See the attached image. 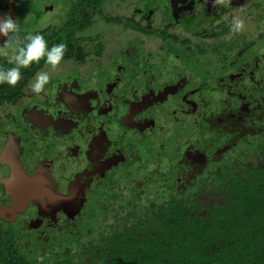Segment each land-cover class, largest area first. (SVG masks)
I'll use <instances>...</instances> for the list:
<instances>
[{
  "label": "trees",
  "instance_id": "obj_1",
  "mask_svg": "<svg viewBox=\"0 0 264 264\" xmlns=\"http://www.w3.org/2000/svg\"><path fill=\"white\" fill-rule=\"evenodd\" d=\"M123 1L79 0L70 6L62 20L63 27L58 29L60 32L54 30L48 34L43 28H35L27 34L38 32L49 42V46L64 44L65 57H75L83 62L88 53L78 40L69 37L77 29L82 30L93 24V17L98 13L101 21H106L101 24L117 37L125 35L124 28L141 31L164 41L166 36L171 35L168 42L173 45L169 43L168 47L172 49L176 44V35L169 33L168 29L149 28L148 24L132 21L133 18L119 11ZM151 2L144 11L150 13L154 6H158H151ZM237 2L241 1L235 0L232 2L234 5L221 7L227 9V13L215 14L211 22H196L192 18L190 23L184 18L179 22L189 27L185 34L190 33L194 37L193 42H198L197 50L205 53L203 56L206 58H210L208 53H211V58L217 60L210 59L208 62L217 65L223 63L220 73L231 70L242 73V77L253 73L251 93L246 96L253 100L249 108L242 111L245 112L244 116L252 114V118L254 116L255 121L261 123L264 122L262 67L259 64L260 68H257L254 63L242 64L255 57L253 42H245V33L233 34L231 39H224L234 17L228 13L233 9L239 10L234 8ZM248 4L254 6L249 1ZM129 11L135 14L133 10ZM220 15L227 19H221ZM209 29L218 36L215 40L219 45L222 44L221 48L219 45L210 48L199 45L211 36ZM234 36H239L238 44L232 42ZM18 39L20 45L14 48L26 42L24 37ZM257 40L264 42V33H260ZM189 42L187 39L182 40L184 50L188 49ZM131 44L132 39L129 41ZM13 54L14 49L8 54H0V69L14 67L9 63ZM45 63L42 58L39 63L21 69L23 79L15 87L0 84V105L3 107L20 101L25 96L32 75ZM247 66L248 69H245ZM252 69L258 70L256 75ZM246 119L247 123L253 124L251 118ZM224 156V161L228 163L225 166H215V163L211 168L206 167L204 173L196 176L194 185L190 187L191 192H178L174 182L167 181L163 197H159L155 190L154 195L157 197L147 198L148 205L140 203L143 194L132 187H129L127 195L122 189L112 186V191H104L105 195L100 193L89 197L86 208L91 209L93 214L86 221L82 234L75 241L73 237H69L71 240L59 237L57 233L55 243L51 239L48 241L50 244L42 241V244H48L46 249L44 247L48 252L42 251V244L38 247L42 255L38 264H264V129L252 136H240L237 145L231 146ZM181 171L178 169V173ZM104 196H107L105 201L102 200ZM111 217L113 219L110 221ZM4 249L7 248H0V264H29L17 253L7 254Z\"/></svg>",
  "mask_w": 264,
  "mask_h": 264
},
{
  "label": "flooded vegetation",
  "instance_id": "obj_2",
  "mask_svg": "<svg viewBox=\"0 0 264 264\" xmlns=\"http://www.w3.org/2000/svg\"><path fill=\"white\" fill-rule=\"evenodd\" d=\"M42 1V10L39 12H33L34 16L43 17L44 11H49L52 16L46 21L44 26H41L40 28H43L48 34H52L54 30L56 33L60 32L58 29L59 27H63L61 25L62 20L66 17V14L72 4H68V7H63L65 9H62L63 11H61L58 5L51 2V0ZM23 2L24 0H0V15L8 14L11 16L18 25V29L20 24L17 18V11L19 9V3L24 5ZM30 2L32 1L30 0ZM72 2L78 3L79 0H73ZM168 2V11H172L176 20L183 18L187 13L190 18L185 20L189 21L192 18L193 21H195V17L205 13V16L202 14L205 19H198L197 21L211 22L213 16L216 14V11L219 10V5H214L213 0H187L186 2L168 0L167 4ZM232 2H235V0H231V4H233ZM148 3L149 2H147L146 5H148ZM144 8L147 9V7ZM162 10L163 8L161 11ZM164 10L165 12L167 11L166 7ZM140 12H143L141 7ZM165 12L162 11L161 13ZM105 22L106 21L103 20L104 24ZM101 25V19L97 13L93 17V24L83 27L82 30L77 29L69 37L78 40V43H80L83 48L84 45H86L89 49L87 50L84 48L88 55L85 56L86 60L83 61V63H90L93 66L98 65V67L99 65H106V59L108 61L111 58H107V54H104L103 56V52L105 49L107 50V43L103 40H105L106 34H113L111 31L106 30V27L102 28L103 26ZM98 26L102 30H96ZM93 30H96L99 34L102 33V36H90V32ZM25 34L26 33H18L15 38L18 45H20V42L18 41V38H20L19 36L23 35L22 37H24ZM4 39V37H0L1 50L2 47H5L3 43ZM130 39H132L133 44L136 42V45L140 48L141 53L140 56L135 57V68L133 70H131V67L129 68L130 65L127 66V69L122 67L124 74L121 75L126 77H120L123 84V88L120 89V95L121 97H124L122 101L115 103V109L109 105L108 100L102 103L101 96L96 93L98 90H91L88 86L85 87V85H83L84 88H82L79 85L76 76H72L67 79L68 82L73 81L72 84L69 83V85L64 86L57 85L55 87L57 89L55 106L42 102V92L35 94L31 91L30 87L26 89L25 96L20 101L3 107L0 105V248L2 249L6 247L7 249H4L5 253H17L20 257H22L19 252L21 243L23 247L36 253V250L42 244L41 242L44 241L47 243L49 241L46 240L48 236L51 238V235L48 234L46 238H44L42 230L54 229L56 231L55 233H57L58 230L55 229L56 227L64 228L70 218L74 219L75 216H77L79 212L85 208V205L87 206L89 197L99 194L98 192L100 187L104 183L102 181L104 178H107L110 172L127 162V166H129L134 162L140 163L142 160H145V158L149 160L148 148L151 147V145L153 147V144L149 146L147 138H145V153L132 151L136 149L135 145L129 141H127V145L123 142V140L127 139V133L130 130L136 131L138 134H142L146 132L147 129L154 127L155 121L152 117L153 113H156L157 117L163 113L165 115V109L163 111V108L165 106V101L168 98L181 101L184 105L182 106L183 110L181 107V111H183L184 114L180 117V119L184 120L182 124L180 122V124L184 126L182 131L184 130L185 133H188L191 128L195 126V117L194 121L189 123H187L186 119L188 120L191 113L201 109L197 102L198 100H195L197 96L196 94L198 93L193 94L196 88H191V84L184 78L180 82H171L167 85L164 84V77H168L169 74L161 70L168 63V61L165 60L167 57H149L148 53H144L138 44L140 40L139 36H134ZM163 43H165L164 40H162V44H160L161 49L164 48ZM194 43L195 42H192L191 44ZM133 44H131V46ZM189 44L190 43L187 44V48ZM191 44L189 46L190 50L192 49ZM196 44H198V42H196ZM199 45L201 46V43ZM115 47L117 48L118 46ZM110 50L113 52L115 48L113 47V49ZM115 54L116 53H114V55ZM192 54H194V52L188 53L186 56L190 58L191 56L188 55ZM199 54L203 56L205 53L199 51ZM176 59L178 60L177 64H179V56H176V58L174 57V60ZM181 60L184 61V66L188 64L184 57H182ZM211 61L214 60L212 59ZM69 64L81 65V62L75 57L69 58L64 56L59 65H65L67 67ZM44 67L51 68L50 65L45 63L43 67L39 70L37 69L27 83V85L29 84L28 86H30L31 82L35 79V74L40 72ZM136 68H138L137 71H135ZM148 68L156 69L158 74H147L146 72L148 71ZM177 69H180L179 65L177 66ZM224 73L225 72H223V74ZM223 74L220 73V76H223ZM159 75L161 77H158ZM194 75L195 74H193V76ZM207 75L206 71H204L203 76L196 73L194 77L199 76V78H205ZM248 75H250V79H253L254 75L252 72L243 77ZM222 76L220 80L228 82V80L233 81L235 74L230 73L227 74L226 77ZM108 77L109 76H107V78ZM118 81L120 82L119 79ZM128 82V86L125 87L124 84H127ZM139 82L142 84L141 86ZM94 85L95 84L92 86ZM115 85L116 78L113 77V80H106L104 88H106L108 92H112ZM186 85V89L183 88V86ZM224 86H228V89L223 88ZM233 86L234 82L227 84L224 83L221 88L227 92L228 95H232L235 98L237 103L235 108L238 109L237 111L241 115H244L245 112L243 113L242 110L246 107L247 110L249 108V104L251 103L250 101L253 99L246 97L248 96V93L245 92V88L238 86V89L236 90L232 88ZM201 87L202 85L197 88ZM203 87L207 89L210 88L207 81ZM182 88L183 92L179 94ZM129 92L135 93V96L133 97V95H131L132 97H125V95ZM34 99H36V101L31 102ZM40 104L41 107H39ZM120 107H123L125 111H120L119 113L115 112L114 114L113 111L118 110ZM239 109H241V111ZM17 114L18 117H16ZM94 114L96 115V118ZM240 114L237 115V119L239 120L237 121L236 119L235 121L237 122L234 124L238 129L240 127V119L242 118H240ZM108 115H111L113 127L118 131V135L116 136L118 140L113 137L112 139L108 132L104 129V126L101 125V116ZM234 115L235 112L227 110L223 116H220L217 120H215L217 125H219V128L215 132L216 135L214 134L215 137L212 139L223 143L221 145L222 150H224L223 154H227L231 146L237 145V140L232 142L228 134H224L225 132H222L226 125H221L222 121H225V119L235 118ZM19 116L21 117V121H24V123H19ZM178 120L179 117L175 120V122H178ZM216 122L214 123L216 124ZM10 124L16 126L19 134L8 128ZM204 124L209 126L211 121L207 120ZM34 132L35 137H33ZM171 138L172 136H169V139ZM234 138L238 139L239 136L236 134L233 136V140ZM53 142H55V144H53ZM54 145L58 146V150H56ZM226 147H228V149H226ZM199 148L192 150L190 147H187L183 152L185 160L191 161L195 159L197 162L206 160L208 158L207 154H205L203 150H199ZM216 149L217 151L221 150L218 148ZM36 154L39 155V157H37ZM178 155H181V152H179ZM30 156L32 159H29ZM53 156L54 158H51ZM14 160L19 162L24 175L23 179L16 180L17 178H15V174L12 173L13 167L11 163ZM58 161H60L59 163L62 166H71L70 168H72V170L70 171L69 169V171L63 173L64 175L59 173L56 174V171L54 172L56 169L55 163ZM184 164L185 163L182 162L179 166ZM210 166H212V164H210ZM35 175L36 177L40 176L41 179L44 178L45 184L35 185V192H38L39 195L37 197H32L31 188L29 186L26 187V180ZM116 175L117 173L113 175V177ZM50 177L53 181V188L55 192L67 196L72 191L76 193V197H72L68 204L63 206L58 205L57 199H53L52 197V191H49V189H51V184L46 182ZM14 178L18 184L16 185L18 190L25 194L23 198H17L18 196L16 197V195V198H14L13 195L9 193V191L12 190V184L11 188L5 185V182H8L11 179L14 181ZM22 180H24L25 183ZM17 188L15 191H17ZM31 197L35 200L33 201L30 199ZM22 201L24 203L22 210L19 213L13 214V211H10V209L16 207L18 202L22 204ZM70 209L79 210L73 215L72 211H69ZM17 222H20V226L22 228L28 229L32 227V230L35 231H33V233L31 231V234L30 232H25L23 235L16 236L14 232L9 229V227L13 226ZM31 238L35 241L37 240V243H32ZM24 260L26 261V259Z\"/></svg>",
  "mask_w": 264,
  "mask_h": 264
},
{
  "label": "rangeland",
  "instance_id": "obj_3",
  "mask_svg": "<svg viewBox=\"0 0 264 264\" xmlns=\"http://www.w3.org/2000/svg\"><path fill=\"white\" fill-rule=\"evenodd\" d=\"M33 2H30V0H24V5L19 3V9L17 11L18 13V21H19V29L18 32L16 33L14 40L12 41V46L10 47H2V50L0 49L1 54H8L12 52L14 47L17 46V40L15 38L17 37L18 33H30L31 30L35 28H40L41 26H44L47 20L51 18L52 15H50V12L44 11V16L43 17H35L33 12H39L42 10V4L43 1L39 0H31ZM73 0H51L54 4H57L59 9L63 11L62 9H65L63 7H68V4H73ZM157 1V2H156ZM168 0H152L150 3L151 6H154L158 4V6H154L152 9V12H148L147 10H143V12H140L141 9H145L144 7H150L149 3L148 5L147 2H150V0H125L123 3H121V6L119 8L120 12H123L126 14L130 19L133 18L132 21L141 23L142 25L148 24L150 27L149 28H155V29H162V30H167L169 33H173L176 35V44L171 48L168 47V44L171 42H168L171 40V35L166 36L167 38L165 39L164 48H160V44H162V39L156 36H151V35H145L139 31L136 30H131L128 28H124L125 35H121L117 37L116 35L113 34H106L105 40H103L105 43H107V50L103 52L104 54H107V58L111 57L110 60L105 63L106 65H98L93 66L90 63H83L81 62V65L79 64H69L67 67L65 65L60 66L58 65L54 70L49 67H44L41 71H47L50 74V81L47 85H45L44 91H42L41 97L43 99L42 102L48 103V105L55 106L56 104V91L57 89L55 88L57 85H69L72 84L73 81L68 82L67 79L72 76H76L78 79L79 85L83 87V85L88 86L91 90H98L96 93L101 96V101L102 103L108 100L109 105L114 107L115 109V103L118 101H122L123 97L120 95V89L123 88L122 80L120 77H126L121 74H124V69H127V66L129 68L131 67V70L135 68V57L140 56V48L136 45V42L131 46L129 45L130 38L134 36H139L140 40L138 44L140 45L142 51L144 53H148L149 57H167L165 59L168 61V63L162 68L161 71H164L169 74L168 77L165 78L164 84H170L171 82H180L183 78L188 80V82L191 84V88L195 89L193 94H196V99L198 100L199 107L201 109L196 110V112H193L189 115L188 120L186 119L187 123L193 122L194 117H195V126L191 128L190 132L185 133L183 129V125H181L184 120L180 119V117L183 116V111H181V107L184 106L181 101H176V99L168 98L165 101V106L163 108V111L165 109V115L164 113L162 115H159L158 117L156 116V113H153V118L155 121L154 127L147 129L146 132L142 134H138L136 131L130 130L127 133V139L123 140L127 144V141L133 143L135 145V150L132 151H139V153H143L146 149V144H145V138L148 139L149 141V146L153 144V147L148 148V157L145 158V160H142L140 163H131L129 166L128 162L125 163L124 165H120L119 168L114 169L110 174L107 176V178H104L102 182L103 185H101L99 194L103 193L105 190H111L112 186L113 188H120L122 189L124 194H129V187L134 188L136 191H140L143 196V200H141V204L148 205V200L147 198H153L156 196L154 195V192L156 190L157 194L159 197H163V194L166 192L167 189V181L169 182H174V184L177 186L178 192H191L190 187L194 185V181L196 179L197 175H200L205 172L206 167L211 168L210 164L212 166L216 163L215 166L218 165H224L227 164L228 162L224 161L225 160V154L224 150H222V142H217L216 140H213L212 138L215 137V132L219 128V125H217V122L215 120L218 119V117L223 116L229 111L235 112L234 117L235 118H227L225 121H222V126L226 125V129L223 128L222 132H225L224 134H228L229 138H231V141L234 142L237 140V138H234V135L240 136H247L249 134L250 136L255 135L259 132H261L264 129V122L259 123L258 121H255V117L252 114H249L248 116L241 115L235 108L237 106L235 98L231 95H228L227 92L222 90V85L224 83H231L234 82V86L232 87L233 89H238L239 87L245 88V92L248 93V95L251 93L250 90L252 89V83L253 79H250L249 76L242 77V73L240 72H235V71H227L223 74L222 77H226L227 74L234 73L235 76L233 78V81H223L220 80V71L222 70L223 63H219L220 65L210 63L208 62L211 59V53H208V56L210 58H206L202 55L199 54V51H197V44L196 41L194 44H191L194 41V37L190 35V33L185 34L186 28H189L188 26H185L178 21H175L173 17H175L172 14V11H168V5L167 4ZM180 2H186L187 0H179ZM237 1V0H236ZM248 1L254 5L251 6L248 4ZM47 2V1H46ZM116 2V0H114ZM114 6H117V4L113 3ZM136 5H138L136 7ZM62 7V8H61ZM136 7V9H135ZM166 7L167 11L165 12L164 8ZM220 9L216 11V15H219V13H227V9H223L219 5ZM163 8L162 11L165 13H161V9ZM236 9H233V11H230L228 14L234 15V17H239L244 20L245 27L242 32L240 33H245V42H253V49L256 51V55L252 59H247V62H242L243 63H254L257 65V68H260V65L262 67V71L264 74V42L258 41V35L260 33H264V0H241V2H237L235 4ZM263 8V9H262ZM129 9L135 14L130 13ZM261 10V11H260ZM119 13V12H117ZM203 16H205V13H202ZM202 14L200 16L195 17V21L198 22V19L204 20ZM33 15V16H32ZM165 16V18L163 17ZM225 18V16H221ZM219 17V18H220ZM149 18V20H148ZM184 19L190 18L189 14H185ZM191 20V19H190ZM190 20L188 23H190ZM168 21L175 22L174 24H170ZM185 22V21H183ZM103 23V21H101ZM187 23V22H186ZM217 24V20L213 22V25L215 26ZM102 28H104V24H102ZM167 26V27H166ZM192 26V25H190ZM202 26V25H201ZM100 29L99 26L96 28V30ZM106 29V28H105ZM96 30H93L90 32V36H102V33H97ZM102 30V29H100ZM107 30V29H106ZM136 31V32H135ZM188 32V31H187ZM211 33V36L208 38L206 37V42L202 43V47H214L218 46L219 42H217L215 39L218 38L216 37L215 33L209 29ZM239 33V35H240ZM213 34V36H212ZM112 36V39H111ZM220 36V35H219ZM22 38V36H19ZM187 39L190 40V44L192 46V49L190 50L188 45V49L184 50V47L181 45L182 40ZM219 40L222 42V38L220 36ZM113 41V43H112ZM174 42V41H173ZM232 42L234 44L239 43V36H234L232 38ZM175 43V42H174ZM172 44V43H171ZM183 44V43H182ZM244 43H242L243 45ZM173 45V44H172ZM222 45V44H221ZM221 45L220 48H221ZM242 45L240 47H242ZM247 45V44H246ZM115 46H118L117 48ZM171 46V45H169ZM182 46V47H181ZM115 48L113 52H111L110 49ZM120 47V50H119ZM84 48L89 50L86 45H84ZM110 50V51H109ZM172 52V54H171ZM194 52L190 58L186 56V54ZM114 53H116L114 55ZM179 56L180 62L178 63V60H174V57ZM184 57L188 64L184 66V61L181 60V58ZM188 59H187V58ZM86 60V59H85ZM230 60V59H229ZM216 61V60H214ZM131 63V64H129ZM260 64V65H259ZM180 66V69H177V66ZM66 67V68H65ZM123 67V68H122ZM249 66L245 67V69H248ZM138 68H136L135 71H137ZM148 71L146 72L147 74L153 75L154 73L158 74V71L156 69H147ZM40 71V72H41ZM143 71V70H142ZM204 71H206V74H208L205 78H199V76H196V73H199L203 76ZM254 74L258 72L257 69H252ZM141 72V70H140ZM133 73V72H132ZM193 74H195L193 76ZM107 76H109L107 78ZM113 77L116 78V85L113 87L112 92H108L106 88H104L105 82L107 79L113 80ZM158 77H161L160 75ZM120 80V82L118 81ZM262 79V77H261ZM207 84L210 86V88H204V84ZM262 81V80H261ZM124 82V81H123ZM95 84L94 86H92ZM129 82L124 84V86H128ZM140 84V82H139ZM142 84H140L141 86ZM176 85V84H174ZM188 85V84H187ZM186 86H183V88L186 89ZM200 85H202L201 88H197ZM60 86V89H61ZM30 87V86H28ZM129 88V87H127ZM183 88L180 90L179 94L183 92ZM223 88L228 89V86H224ZM88 89V88H87ZM207 89V90H206ZM232 89V91H233ZM201 92V93H199ZM131 95L133 97L135 96V93L129 92L125 97L129 98ZM132 97V96H131ZM193 97V96H192ZM121 99V100H120ZM131 99V98H130ZM36 99L32 100L31 102H35ZM40 102V103H42ZM170 104V105H168ZM41 107V104L40 106ZM183 110V107H182ZM124 112L125 110L123 107H120L118 110H114L113 113L115 112ZM237 111V112H236ZM240 114V127L239 129L235 127V123L239 120L237 119V115ZM95 118L96 115L94 114ZM18 117V114L16 115ZM179 117L178 122H175ZM250 119V122L252 123H247V119ZM21 117L19 116L18 119ZM101 125L104 126V129L108 132L110 137L118 140L116 137L118 135L117 129L113 127V124L111 122V115L108 116H101ZM237 119V121H235ZM207 120L211 121V124L209 126L205 125L204 123L207 122ZM139 122V121H137ZM181 122V124H180ZM216 122V124L214 123ZM19 123H24V121H21ZM3 128V127H2ZM8 128L12 129L16 133H18V129L16 128L15 125L10 124ZM237 131V132H236ZM227 132V133H226ZM19 134V133H18ZM215 134V135H214ZM33 137H35V132L33 133ZM214 135V136H213ZM169 136H172L171 139H169ZM112 138V139H113ZM225 141V140H224ZM55 144V142H53ZM128 145V144H127ZM53 147V146H52ZM56 150H58V146L54 145ZM187 147H190L192 150L199 148V150H203L205 154H207L208 158L206 160H201L198 161L193 159V160H185L183 152L186 150ZM44 148V147H43ZM221 149L217 151V149ZM45 149V148H44ZM228 149V147H226ZM181 152V155H178V153ZM145 153V152H144ZM54 154V153H53ZM37 155V154H36ZM52 156V154H51ZM39 157V155H37ZM187 157V155H186ZM36 158V156H35ZM51 158H54L51 157ZM29 159H32L30 156ZM60 161L56 162V174H62L66 173L67 171L72 170L70 168L71 166H62ZM185 163L182 166H179L180 163ZM219 168V167H218ZM63 169V170H62ZM178 169L182 170L181 172L178 173ZM116 176L113 177V175ZM113 177V178H112ZM145 187L148 188L147 192L145 191ZM112 191V190H111ZM105 195V194H104ZM107 196H104L102 200L105 201ZM157 197V196H156ZM95 199V197H93ZM97 203V202H96ZM102 203V202H101ZM96 205V204H95ZM84 209V208H83ZM81 210L77 216H75L74 219H69L68 223L64 228L61 227H56L55 229L58 230L57 234L58 236H64L65 238L67 237L68 240L73 237L74 241L76 240L77 236L79 234H82L83 230L85 229V223L86 221L92 217L93 211L89 208ZM139 210V208L137 209ZM101 217L99 216V220ZM113 218H110V221ZM54 228V227H53ZM11 231L14 232L16 236L23 235V233H28L32 230L33 228H28L24 229L20 226V222H17L13 226L9 227ZM45 230V231H44ZM44 233V238H46L47 234L51 235L52 241L54 242L56 240L55 237H57V234L55 233L56 231L54 229L48 230V229H43L42 230ZM54 232V234H53ZM59 232V233H58ZM52 233V234H51ZM61 234V235H60ZM71 237V238H69ZM50 236L46 240L51 239ZM26 242V241H25ZM32 243H37V240H33L31 238ZM56 242V241H55ZM54 242V243H55ZM50 244L49 242H47ZM48 244H42L43 248L42 251L45 252L47 250L46 247ZM55 245V244H53ZM52 245V246H53ZM45 247V249H44ZM54 247V246H53ZM41 251V250H40ZM19 252L23 259H26L27 263L29 264H38L40 262L39 257L41 255V252H39V248L36 250V253L34 251H31L30 249H26L25 247L22 246V243L20 245ZM48 252V251H47Z\"/></svg>",
  "mask_w": 264,
  "mask_h": 264
},
{
  "label": "clouds",
  "instance_id": "obj_4",
  "mask_svg": "<svg viewBox=\"0 0 264 264\" xmlns=\"http://www.w3.org/2000/svg\"><path fill=\"white\" fill-rule=\"evenodd\" d=\"M214 5L227 7L231 0H213ZM227 19V17H225ZM245 27L244 20L239 17H233L229 24V33L224 36L225 40L231 39L233 34H239ZM18 32V25L8 14L0 15V37H4L3 43L6 47L12 46L13 38ZM26 41L23 46L14 48V54L9 58V63L14 67L0 69V84H7L15 87L23 77L21 69H27L32 64L39 63L43 58L46 64L54 70L62 61L66 46L64 44H54L49 46V42L38 32L35 34H26ZM51 77L49 72L41 71L35 74V79L31 82V91L39 94L45 89Z\"/></svg>",
  "mask_w": 264,
  "mask_h": 264
},
{
  "label": "water",
  "instance_id": "obj_5",
  "mask_svg": "<svg viewBox=\"0 0 264 264\" xmlns=\"http://www.w3.org/2000/svg\"><path fill=\"white\" fill-rule=\"evenodd\" d=\"M199 157H201V156H199ZM11 165L13 167L12 173L15 174V178H17L16 180L23 179V176L24 175H23V172H22V170L20 168L19 162L17 160H14L11 163ZM15 178H14V181H12V179L9 180L8 182H5L4 181L5 182V185L7 187L11 188V184H12V188H11L12 190L10 189L11 191H9V193L12 194L14 198H16L17 196H18L17 198H19V197L20 198H23V196L25 194L22 191L18 190V188L16 187V185H18V184L16 183ZM48 179L49 180H47L46 182L48 184H51V189H49V191L50 190L52 191V197H53V199H57V202H58L57 204L58 205H62L63 206L65 204H68L70 202V200L72 199V197L73 198L76 197V193L75 192H72V191L67 196L55 192V190L53 188V181H52L51 177L48 178ZM22 181L24 182V180H22ZM26 184H27L26 187L29 186L31 188V195H32V197H37L39 195V193L38 192H35V188H36L35 185H43V184H45V180H44V178L41 179L40 176H37L36 177V175H35V176H32V177H29V179L26 180ZM16 188H17V191H15ZM15 195H16V197H15ZM32 197L30 199H32L34 201L35 199L32 198ZM18 200H20V199H18ZM23 204H24L23 201H22V204L20 202H18V204H16V207H13L12 209H10V211H13L12 212L13 214L19 213L22 210V208H23ZM78 210L79 209H70L69 211H72V213L74 215V214H76V212ZM0 214H1V211H0Z\"/></svg>",
  "mask_w": 264,
  "mask_h": 264
}]
</instances>
